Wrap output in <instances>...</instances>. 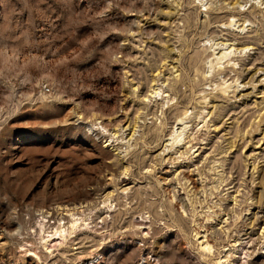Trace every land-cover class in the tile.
Returning <instances> with one entry per match:
<instances>
[{
    "label": "rangeland",
    "instance_id": "rangeland-1",
    "mask_svg": "<svg viewBox=\"0 0 264 264\" xmlns=\"http://www.w3.org/2000/svg\"><path fill=\"white\" fill-rule=\"evenodd\" d=\"M88 258L264 264V0H0V264Z\"/></svg>",
    "mask_w": 264,
    "mask_h": 264
},
{
    "label": "bare ground",
    "instance_id": "bare-ground-1",
    "mask_svg": "<svg viewBox=\"0 0 264 264\" xmlns=\"http://www.w3.org/2000/svg\"><path fill=\"white\" fill-rule=\"evenodd\" d=\"M249 1H251V0H249ZM238 4V3H237ZM224 44V43H223ZM227 44V46H228V48H230V44L231 43H225L224 45H226ZM228 50V49H227ZM227 53L228 52H225V53H223L224 55H223V57H225L226 55H227ZM172 86V85H171ZM176 86V85H175ZM189 138V137H188ZM186 139V138H185ZM188 141V140H187ZM186 141V142H187ZM192 142V141H191ZM56 216V215H55ZM55 218H58L57 216L55 217ZM59 220V219H58ZM60 222V221H59ZM75 222V221H74ZM55 228V227H54ZM51 237V236H50ZM60 240V239H59ZM204 243V242H203ZM55 244V243H54ZM56 245V244H55ZM205 245V244H204ZM47 246V245H46ZM208 246V245H207ZM206 247V246H205ZM209 247V246H208ZM92 257V256H91ZM95 258V257H94ZM94 258H88L89 260L87 261V262H85V264H91L92 263V260L94 259ZM84 262V261H83ZM84 264V263H83Z\"/></svg>",
    "mask_w": 264,
    "mask_h": 264
},
{
    "label": "built area",
    "instance_id": "built-area-1",
    "mask_svg": "<svg viewBox=\"0 0 264 264\" xmlns=\"http://www.w3.org/2000/svg\"><path fill=\"white\" fill-rule=\"evenodd\" d=\"M45 90H48V87L47 86H45Z\"/></svg>",
    "mask_w": 264,
    "mask_h": 264
}]
</instances>
